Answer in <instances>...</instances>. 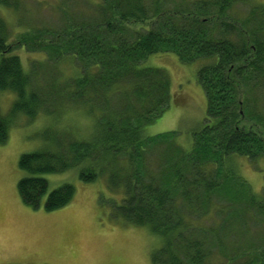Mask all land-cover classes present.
<instances>
[{
  "label": "trees",
  "instance_id": "trees-1",
  "mask_svg": "<svg viewBox=\"0 0 264 264\" xmlns=\"http://www.w3.org/2000/svg\"><path fill=\"white\" fill-rule=\"evenodd\" d=\"M100 1L96 19L15 41L0 20V92L14 95L8 116L0 114V146L18 114L56 117L70 104L91 124L87 137L70 140L52 124L41 147L20 156L21 201L45 212L68 206L74 187L48 193L43 176L78 168L81 182L103 176L110 193L122 194L110 202L115 217L161 239L152 264H264V185L254 193L234 167L240 158H264V113L250 96L264 84V5L234 17L232 9L250 0ZM22 46L47 58L26 70L15 53ZM158 54L183 65L201 61L196 82L206 117L189 151L175 132L145 135L171 99L169 75L144 66ZM67 58L78 63L76 76L38 84L46 60Z\"/></svg>",
  "mask_w": 264,
  "mask_h": 264
},
{
  "label": "rangeland",
  "instance_id": "rangeland-1",
  "mask_svg": "<svg viewBox=\"0 0 264 264\" xmlns=\"http://www.w3.org/2000/svg\"><path fill=\"white\" fill-rule=\"evenodd\" d=\"M9 2L10 6L0 7V20L5 23L11 41L25 32H59L71 23L100 16V0ZM259 5H264V0H250L247 5L238 4L230 14L244 17L251 6ZM15 53L26 70H30L31 64L37 66L47 58L45 54L29 52L23 46ZM45 63L44 69L39 71L38 84L43 86L50 84L54 75L64 82L79 71L78 63L71 58L58 62L46 60ZM144 66L163 69L169 75L171 94L169 108L145 128V135L175 132L176 143L184 150H191L192 134L203 127L206 117V98L196 82L201 61L183 65L172 54H158L150 56ZM250 96L264 113V84ZM13 100L12 93L0 92L1 115L8 116ZM10 121L8 141L0 146V264H152V256L161 247V239L146 228L127 224L114 216L110 202L122 194L108 191L106 177L101 176L95 183H83L78 178V168L43 176L48 193L63 184H70L75 190L72 202L53 212H45L43 206L28 207L18 195L17 183L26 174L18 168L19 158L41 147V133L54 124L59 130L58 136L66 140L85 138L91 128L90 120L70 104H63L56 117L40 115L29 121L24 114H18ZM240 159L234 164L237 174L254 193L260 194L264 185V158L256 164ZM244 225L242 222V230ZM259 228L263 229L260 225Z\"/></svg>",
  "mask_w": 264,
  "mask_h": 264
}]
</instances>
